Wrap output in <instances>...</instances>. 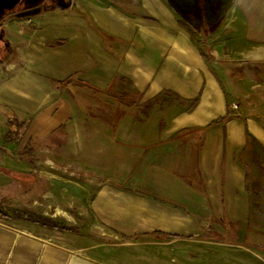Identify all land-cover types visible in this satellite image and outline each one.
<instances>
[{
  "label": "crops",
  "instance_id": "1",
  "mask_svg": "<svg viewBox=\"0 0 264 264\" xmlns=\"http://www.w3.org/2000/svg\"><path fill=\"white\" fill-rule=\"evenodd\" d=\"M73 6L5 27L9 47L0 59L6 70L0 79V107L14 114L12 123L23 128L28 142L45 141L55 160H80L87 168L95 161L102 171L106 169L99 163L108 156L111 170L120 167L116 135L126 124L129 132L123 149L134 176L141 175L145 193L175 205L155 206L159 209L152 220L146 219L151 213L142 212V223L160 229L174 226L179 233L190 223L185 213L189 210L209 222L219 219L224 226L247 230L251 192L243 158L253 141L264 146V123L252 114L231 112L235 98L249 95L235 92L241 77L224 80L217 74L175 13H129L115 6L82 13L73 11ZM59 10L62 13L55 12ZM252 55L264 57V50ZM69 79L70 84L62 83ZM92 97L95 108L104 109L103 100L113 98L126 114L118 118L113 111L106 126L102 121L93 127L84 108ZM169 97L190 106L176 107L155 125L146 117L136 119L145 108L170 103ZM170 139L187 146L181 152L184 157L167 150L153 157ZM137 153L143 162L138 166ZM190 176L197 180L190 181ZM106 188L102 192L108 195L124 193V202L139 210L154 207L146 196ZM106 203L99 207L103 212L109 210Z\"/></svg>",
  "mask_w": 264,
  "mask_h": 264
},
{
  "label": "rangeland",
  "instance_id": "2",
  "mask_svg": "<svg viewBox=\"0 0 264 264\" xmlns=\"http://www.w3.org/2000/svg\"><path fill=\"white\" fill-rule=\"evenodd\" d=\"M73 3V11L82 13L111 6L129 13H173L164 0H73ZM60 10L55 12L62 13ZM176 19L191 33L217 74L224 80L241 77L235 92L249 94L258 104V116H251L262 125L264 57L252 53L264 50V0H237L217 32L211 34L193 32L177 16ZM20 20H14L9 28L21 25ZM5 73V65L0 63V79ZM168 99L170 103L166 105L155 104L141 110L136 119L144 121L146 117L147 122L155 125L159 119L163 121L173 114L176 107L190 106L189 102ZM103 101L100 105L104 109L95 108V97L88 98L85 104L93 127L102 121L106 126L113 111L119 113L118 118L126 114L115 99ZM11 119H15L14 114L0 107V213L4 215L0 217V264H68L73 255L95 264H264V146L260 142L253 141L243 158L251 192V220L247 230L224 226V221L219 219L209 222L185 210L190 223L178 233L174 226L163 230L156 224L142 223V212L151 213L146 219L152 220L159 209L155 206L175 205L145 193L141 175L134 176L123 149L128 125L116 135L120 139L119 150H115L120 167L111 170L113 163L108 156L99 163L106 169L102 171L96 168L95 161L87 168L80 160L69 163L55 160L54 151L45 141L28 142L23 128H17ZM102 142L106 144L107 139ZM187 149L186 145L170 139L152 156L158 158L161 150H167L173 152L171 155L184 157L181 152ZM163 155L169 157L167 153ZM136 158L137 166L143 163H139L138 153ZM187 178L197 180L195 176ZM106 187L130 192L134 197L146 196L154 207L152 211L134 208L124 202V193L102 192ZM101 203H106L109 210L101 211ZM163 231L172 236L162 239L151 235Z\"/></svg>",
  "mask_w": 264,
  "mask_h": 264
},
{
  "label": "flooded vegetation",
  "instance_id": "3",
  "mask_svg": "<svg viewBox=\"0 0 264 264\" xmlns=\"http://www.w3.org/2000/svg\"><path fill=\"white\" fill-rule=\"evenodd\" d=\"M237 0H164L167 7L179 21L193 32L211 34L217 32ZM74 5L73 0H0V54L9 47L5 39V27H10L16 19H23L18 13L41 7L40 13L60 9L64 5ZM183 26V25H181ZM2 59V56L0 57Z\"/></svg>",
  "mask_w": 264,
  "mask_h": 264
},
{
  "label": "built area",
  "instance_id": "4",
  "mask_svg": "<svg viewBox=\"0 0 264 264\" xmlns=\"http://www.w3.org/2000/svg\"><path fill=\"white\" fill-rule=\"evenodd\" d=\"M231 110L238 115L258 116L257 107L249 95L241 97L238 101L231 103Z\"/></svg>",
  "mask_w": 264,
  "mask_h": 264
},
{
  "label": "trees",
  "instance_id": "5",
  "mask_svg": "<svg viewBox=\"0 0 264 264\" xmlns=\"http://www.w3.org/2000/svg\"><path fill=\"white\" fill-rule=\"evenodd\" d=\"M73 79H69V80H67V81H65V82H62L64 85H66V84H70V82L72 81ZM81 86H87L88 88H91L90 86H88V85H86L85 83H82V82H80L79 83ZM137 93H138V91H137ZM222 120H224V118L222 119ZM249 137H250V135H249ZM3 213H0V217H3L4 218V215H2ZM151 235L152 236H155V237H159V238H162V239H167V238H169V237H171L172 235H170V234H167V233H164V232H155V233H151Z\"/></svg>",
  "mask_w": 264,
  "mask_h": 264
},
{
  "label": "water",
  "instance_id": "6",
  "mask_svg": "<svg viewBox=\"0 0 264 264\" xmlns=\"http://www.w3.org/2000/svg\"><path fill=\"white\" fill-rule=\"evenodd\" d=\"M69 7H70V4L69 5H64L61 8L62 9H66V8H69ZM40 12H41V7H36V8L30 9V10L24 11L22 13H18V15H20L22 17H31V16H34V15L40 14Z\"/></svg>",
  "mask_w": 264,
  "mask_h": 264
},
{
  "label": "bare ground",
  "instance_id": "7",
  "mask_svg": "<svg viewBox=\"0 0 264 264\" xmlns=\"http://www.w3.org/2000/svg\"><path fill=\"white\" fill-rule=\"evenodd\" d=\"M58 213L65 215V212L63 211H58ZM65 262V261H63ZM68 264H95L90 261H87L83 258L77 257L76 255L71 256L69 263Z\"/></svg>",
  "mask_w": 264,
  "mask_h": 264
}]
</instances>
